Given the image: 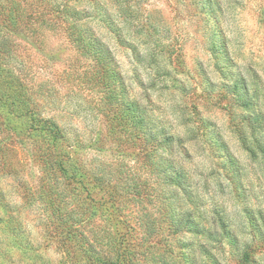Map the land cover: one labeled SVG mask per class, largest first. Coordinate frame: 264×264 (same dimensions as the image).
<instances>
[{
    "label": "rangeland",
    "instance_id": "rangeland-1",
    "mask_svg": "<svg viewBox=\"0 0 264 264\" xmlns=\"http://www.w3.org/2000/svg\"><path fill=\"white\" fill-rule=\"evenodd\" d=\"M263 151L264 0H0V264H264Z\"/></svg>",
    "mask_w": 264,
    "mask_h": 264
},
{
    "label": "trees",
    "instance_id": "trees-1",
    "mask_svg": "<svg viewBox=\"0 0 264 264\" xmlns=\"http://www.w3.org/2000/svg\"><path fill=\"white\" fill-rule=\"evenodd\" d=\"M239 103H240V105H241L243 108H247V107L250 106V102H249V101H243V102H239ZM49 132L53 134V138H54V135H57V134H58V132H56V131H50V129H49ZM53 140H54V139H53ZM263 154H264V151H263ZM243 258L247 260V254H244V255H243Z\"/></svg>",
    "mask_w": 264,
    "mask_h": 264
}]
</instances>
